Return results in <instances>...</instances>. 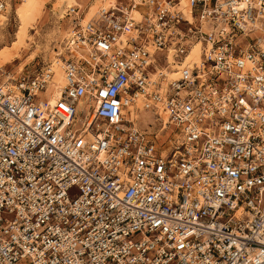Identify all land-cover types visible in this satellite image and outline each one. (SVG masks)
Returning <instances> with one entry per match:
<instances>
[{"label": "built area", "instance_id": "2783aa9c", "mask_svg": "<svg viewBox=\"0 0 264 264\" xmlns=\"http://www.w3.org/2000/svg\"><path fill=\"white\" fill-rule=\"evenodd\" d=\"M183 1L69 8L53 103L1 71L0 264H264V0Z\"/></svg>", "mask_w": 264, "mask_h": 264}, {"label": "rangeland", "instance_id": "374dc122", "mask_svg": "<svg viewBox=\"0 0 264 264\" xmlns=\"http://www.w3.org/2000/svg\"><path fill=\"white\" fill-rule=\"evenodd\" d=\"M75 1L68 0L63 9L57 13L52 0H10L9 15L0 18V68L15 72L22 70L26 73H35L48 64L50 67L52 61L57 57L63 60L57 54L62 52L63 38L67 36L68 32L63 33L62 37H57L61 32L58 20L67 19L66 9L69 4L72 5ZM77 1L82 3V0ZM120 1L113 0L107 9L111 8L110 6H116ZM100 2L101 0H90L83 3L82 10H85L83 23L89 21L91 13ZM134 13L136 19H139V12L135 11ZM169 61L171 69L167 68V71L174 76L175 68L181 69L194 60L185 58L180 63L174 62L172 53H170ZM54 79L53 76L51 83L55 82ZM50 87L51 84L48 90ZM139 116H141L139 123L145 127L146 123L151 120L153 112L144 110L139 113Z\"/></svg>", "mask_w": 264, "mask_h": 264}, {"label": "bare ground", "instance_id": "6f19581e", "mask_svg": "<svg viewBox=\"0 0 264 264\" xmlns=\"http://www.w3.org/2000/svg\"><path fill=\"white\" fill-rule=\"evenodd\" d=\"M6 1H7L6 13L3 14L2 16H0V18H5L6 16L9 15L10 8H11L10 0H6ZM67 1L68 0H55V3H54L53 6H54V9H56L57 13H59L63 9V7L66 5ZM112 2H113V0H101V2L98 4L96 9L91 13L89 20L94 18L100 12L101 9H107L108 6L112 4ZM183 5L184 6L187 5L186 0L183 1ZM116 6H118V4ZM116 6H114V7H116ZM72 7H75V5H73V4L70 5L67 8V11H68L69 8H72ZM110 7L114 8L112 6H110ZM67 11H66V13H67ZM188 11L189 10L186 8L185 12L188 13ZM188 16H189V14H188ZM139 17H140V13H139ZM189 18H190V16H189ZM71 29H72V26H71ZM62 51L63 52L65 51V45L63 46ZM172 51L170 53L173 54ZM201 51H202V46H201V44L199 42L193 44L192 47L190 48L189 52L186 54L185 58H189L191 60L193 59L194 61L190 62V63H187L185 66L193 65L195 62H199V60L201 58V54H202ZM73 52L76 55L79 54V52L76 51V50H73ZM59 54L60 53H58L57 55H59ZM178 63H180V62H178ZM21 65H24V64H21ZM50 68L54 72V78H55L54 81L55 82L54 83H51L52 81L49 82V85L51 84L50 90H48V87H49V85H48L47 86L48 92L46 90L44 92V94L46 93V95L49 96L50 101L53 103L60 96V93H61L62 89L66 85L65 70H64V68H65L64 60H62L60 57H57L54 61H52V65L50 66ZM2 70H4L3 67L0 68V74H1ZM18 71L20 72L22 70H18ZM164 71L166 72V75L168 76V78H176V77L179 76V72L177 71V68H175L174 71H173V73L175 74L174 76L169 71H167V69H165ZM143 102H144L143 96H142V94H139L138 97L135 100V103L133 105H131L129 107V109H131L135 115L136 114L139 115L140 112L145 110V109H143Z\"/></svg>", "mask_w": 264, "mask_h": 264}, {"label": "crops", "instance_id": "0c3cea01", "mask_svg": "<svg viewBox=\"0 0 264 264\" xmlns=\"http://www.w3.org/2000/svg\"><path fill=\"white\" fill-rule=\"evenodd\" d=\"M90 0H82V3L78 2L77 0L75 2H73L72 4L75 5V6H80L82 9H83V3L85 2H89ZM53 4L55 3V0H52ZM69 4V3H68ZM67 4V5H68ZM48 5V3H47ZM70 6V4H69ZM68 6V7H69ZM67 7V8H68ZM52 8V7H51ZM67 11V9H66ZM83 14L85 12V10H82ZM63 18L59 19L58 22H59V29L61 30V32L57 35V37H62L63 36V33H67L70 29H71V26H72V22H73V16H67V19L66 20H62ZM82 19V23L84 22L85 19H83V17L81 18ZM65 37V36H64ZM64 40V38H63ZM58 47V46H56Z\"/></svg>", "mask_w": 264, "mask_h": 264}]
</instances>
